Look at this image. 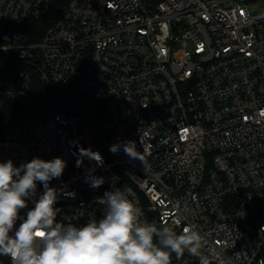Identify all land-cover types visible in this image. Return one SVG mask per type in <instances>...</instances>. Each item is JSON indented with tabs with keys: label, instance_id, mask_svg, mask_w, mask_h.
<instances>
[{
	"label": "built area",
	"instance_id": "obj_1",
	"mask_svg": "<svg viewBox=\"0 0 264 264\" xmlns=\"http://www.w3.org/2000/svg\"><path fill=\"white\" fill-rule=\"evenodd\" d=\"M34 80L71 107L4 131L0 162L66 161L57 222L127 187L142 220L198 231L208 264H264V0H0V110L30 107ZM128 141L141 160L110 151Z\"/></svg>",
	"mask_w": 264,
	"mask_h": 264
},
{
	"label": "clouds",
	"instance_id": "obj_2",
	"mask_svg": "<svg viewBox=\"0 0 264 264\" xmlns=\"http://www.w3.org/2000/svg\"><path fill=\"white\" fill-rule=\"evenodd\" d=\"M121 147L131 159H140L134 141L113 144L110 151L117 153ZM80 155L103 162L90 148L81 149ZM81 163L78 160L77 166ZM65 167L60 157H37L19 167L11 159L0 162V256L10 257L11 264H172L173 254L179 260L185 252L208 264L200 252L203 237L198 231L188 225L178 234L163 223L142 220L143 211L129 198L127 187L105 192L98 201L103 205L100 219L89 217L81 227L57 222V190L49 182L60 178ZM88 181L93 188L104 182L102 177ZM37 182L44 191L22 218Z\"/></svg>",
	"mask_w": 264,
	"mask_h": 264
},
{
	"label": "trees",
	"instance_id": "obj_3",
	"mask_svg": "<svg viewBox=\"0 0 264 264\" xmlns=\"http://www.w3.org/2000/svg\"><path fill=\"white\" fill-rule=\"evenodd\" d=\"M34 102L30 107H21L9 103L0 110V135L4 131L14 127L18 122L27 118L48 119L49 117L71 107L68 99L63 95L46 89L39 81L33 82ZM172 264H195L191 263L187 255L177 260L172 256Z\"/></svg>",
	"mask_w": 264,
	"mask_h": 264
},
{
	"label": "rangeland",
	"instance_id": "obj_4",
	"mask_svg": "<svg viewBox=\"0 0 264 264\" xmlns=\"http://www.w3.org/2000/svg\"><path fill=\"white\" fill-rule=\"evenodd\" d=\"M260 9H262L260 6H259Z\"/></svg>",
	"mask_w": 264,
	"mask_h": 264
}]
</instances>
